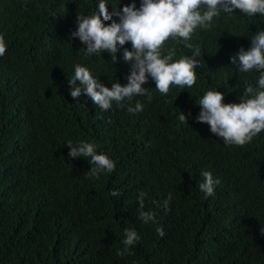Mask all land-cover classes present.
<instances>
[{"label": "trees", "instance_id": "trees-1", "mask_svg": "<svg viewBox=\"0 0 264 264\" xmlns=\"http://www.w3.org/2000/svg\"><path fill=\"white\" fill-rule=\"evenodd\" d=\"M98 2L0 0V264H264V131L228 146L196 120L206 91L239 103L247 86L257 87L259 73L238 72L230 57L251 47L264 16L221 13L210 30L193 33L191 49L169 39L163 53L174 49V60L199 49L195 85L162 95L149 77L151 102L134 97L144 110L130 114L127 101L104 111L83 92L70 95L76 64L109 88L130 75L122 51L114 64L109 52L87 54L71 37L78 14H93ZM106 2L111 13L141 0ZM69 141L96 144L115 169L88 175L85 158L68 156ZM202 171L220 180L214 196L198 189ZM141 191L156 223L137 219ZM125 229L139 240L120 256Z\"/></svg>", "mask_w": 264, "mask_h": 264}, {"label": "clouds", "instance_id": "clouds-1", "mask_svg": "<svg viewBox=\"0 0 264 264\" xmlns=\"http://www.w3.org/2000/svg\"><path fill=\"white\" fill-rule=\"evenodd\" d=\"M236 9L247 16L260 14L264 16V0H141L137 8L135 2L123 6L122 10L113 7L108 11L106 0H99L97 11L91 15L78 14L76 30L71 37L79 38L85 44L87 54L109 52L111 62H117V53L122 51L125 64L131 63L127 83H112L111 88L95 78L90 70L80 64L74 66V75L69 79L70 95L75 100L83 94L91 98L92 103L101 110L107 111L113 102L122 105L128 102L127 111L130 114L141 113L144 104L133 98L146 96L152 100V93L144 85L149 77L155 82V89L162 95H167L172 86L192 88L197 80L195 69L200 66L197 48L191 56H182L174 60L175 50L163 53L165 43L169 39L180 38L185 48H193L190 43L197 29L210 30L214 18L221 13L232 14ZM113 16L118 17L117 20ZM111 21L106 24L105 22ZM130 42L131 50L123 46ZM251 47H243L230 57L231 65L237 66V71L259 73L257 87L247 86L239 103H224V93L218 90H208L199 99L201 108L196 117L197 122L206 123L211 133L222 138L225 145L243 147L252 142L253 138L264 131V29H259L250 39ZM7 51L4 34L0 33V58ZM79 82V84H77ZM179 121L187 123V117L181 112ZM70 158H85L91 165L88 175L99 178L101 173H111L115 163L107 155L97 152V145L80 141L78 144L67 142ZM202 180L198 189L205 197L215 195V186L220 184L210 171L201 172ZM112 197L122 195L118 190L110 192ZM146 193L141 191L137 197L139 202L137 219L144 223H156L155 212L144 211ZM172 199L169 193L163 201V207L168 209ZM264 232V230H262ZM126 238L122 241L124 248L118 255L131 254L129 249L138 240L135 230L125 229ZM158 235H165L162 228Z\"/></svg>", "mask_w": 264, "mask_h": 264}]
</instances>
